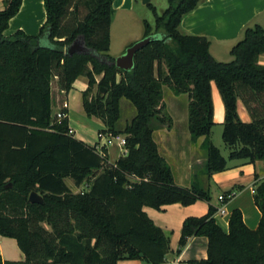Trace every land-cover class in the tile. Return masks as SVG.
I'll use <instances>...</instances> for the list:
<instances>
[{
	"label": "trees",
	"instance_id": "obj_1",
	"mask_svg": "<svg viewBox=\"0 0 264 264\" xmlns=\"http://www.w3.org/2000/svg\"><path fill=\"white\" fill-rule=\"evenodd\" d=\"M204 1L168 0L169 8L162 15L149 4L156 25L144 23L145 38L154 40L137 53L135 67L123 71L109 54L114 0H44L47 22L39 35L18 31L11 37L5 32L23 0H4L0 12V236L16 240L26 260L0 257V264L165 263L168 238L144 208L211 203L212 196L197 185L178 186L160 154L154 133L168 121L164 88L189 97L191 139L196 144L205 138L204 172L209 177L228 170L232 161H264V66L259 64L264 56V29H247L231 51L234 60L218 62L207 38L179 30L183 18ZM78 39L91 53L69 56L67 48ZM101 75L97 97L90 101L88 92ZM82 76L90 80L83 95L84 110L106 125L100 138H126L127 154L115 164L110 163L105 146L89 147L75 138L67 108L61 109V118L53 116L54 79L69 92ZM213 83L226 110L222 138L227 158L212 142ZM123 99L135 106L136 116L119 129ZM239 101L246 106L251 123L240 119ZM67 178L77 188L88 185V190L74 193ZM257 179L254 198L262 218L256 230L248 228L242 212L235 210L226 234L215 219L218 208L211 205L208 215L185 221L178 253L192 238L206 237L209 251L203 264H264V179ZM33 192L43 197V205L29 202Z\"/></svg>",
	"mask_w": 264,
	"mask_h": 264
},
{
	"label": "crops",
	"instance_id": "obj_2",
	"mask_svg": "<svg viewBox=\"0 0 264 264\" xmlns=\"http://www.w3.org/2000/svg\"><path fill=\"white\" fill-rule=\"evenodd\" d=\"M132 1L114 0L115 15ZM3 10L4 0H0V12ZM46 22L47 13L44 0H23L21 10L11 20L5 36L11 37L18 31H23L29 36H38ZM112 26L111 37L113 35ZM256 26L264 29V0H206L183 18L179 30L183 35L207 38L210 41L211 55L218 62L227 63L234 60L231 51L242 41L246 30ZM259 64L264 66V56L260 57ZM100 78L102 79L103 75ZM88 83L86 77H79L73 89L67 92L61 90L58 83L53 82V116H56L66 105L70 130L75 138L89 147L105 146L108 149L110 163L115 164L122 155L127 154L126 148L122 149L114 136L108 137H113L116 142L105 145V139L100 138V132L106 129L105 123L96 117L87 116L83 107V93ZM212 93L215 121L213 129L217 126L222 127L223 134L226 110L215 83L212 84ZM164 103L168 121L154 133L160 154L170 165L178 186L190 189L197 185L209 190L212 202L198 201L188 206L176 203L166 205L161 210L145 207L144 212L157 227L164 231L168 238L170 252L164 264H203L208 259L209 251V239L206 237L192 238L188 246L178 253L185 221L189 218H202L208 215L211 205L218 209L221 208L223 204L219 197L232 194L234 198L227 203L225 214L215 216L217 224L228 234L233 212L240 210L246 226L256 230L261 222L262 214L256 206L254 197L258 183L257 177L264 179V161L255 163L232 161L228 170L209 177L204 172L206 158L202 145L205 138H201L196 144L191 139L189 97L187 95L177 96L169 88H164ZM238 113L244 123H251L250 114L242 101L238 102ZM130 122L118 128L124 129ZM119 137L125 138L123 135ZM111 146H116L120 154L115 155ZM228 156L229 151L224 157ZM68 187L75 193V190H79L76 186L75 189L70 185ZM0 257L3 261L24 262L26 260L16 240L1 236ZM118 264L147 263L141 260H121Z\"/></svg>",
	"mask_w": 264,
	"mask_h": 264
},
{
	"label": "rangeland",
	"instance_id": "obj_3",
	"mask_svg": "<svg viewBox=\"0 0 264 264\" xmlns=\"http://www.w3.org/2000/svg\"><path fill=\"white\" fill-rule=\"evenodd\" d=\"M152 6L156 8L159 15H162L163 11L169 8L168 0H150ZM145 4L143 0H133L127 7L121 12H118L114 16V23L112 26L113 35L111 37L110 56L117 60L120 56L124 55L127 49L133 44L145 39L144 23L148 22L152 27L156 25V16L154 9ZM87 78V77H86ZM88 87L84 91L87 92L90 88V80ZM100 76H96V83L92 86L88 92V99L90 101L95 100L99 91ZM54 83H58V79H54ZM83 93V95H84ZM84 98V96H83ZM136 116L135 106L128 100L123 99L121 101V119L118 123V127H122L127 122H130ZM115 141V140H113ZM116 142V141H115ZM212 142L221 151L223 156H227L228 150L225 148V143L222 138V127H216L212 131ZM115 155H119V149L116 146H111ZM114 158V157H113ZM66 183L72 188H76L73 182L67 178ZM88 190V185H83L79 190H75L76 193L85 192ZM75 193V192H74ZM45 228L51 230L50 226L44 224Z\"/></svg>",
	"mask_w": 264,
	"mask_h": 264
},
{
	"label": "water",
	"instance_id": "obj_4",
	"mask_svg": "<svg viewBox=\"0 0 264 264\" xmlns=\"http://www.w3.org/2000/svg\"><path fill=\"white\" fill-rule=\"evenodd\" d=\"M145 4H149L150 0H143ZM154 40L153 37H147L132 46H130L124 55L120 56L116 60V66L123 71H130L135 67V58L139 51L147 47L152 41ZM66 53L69 56H73L75 54H89L91 51L85 46L83 39H78L75 41L70 47L67 48ZM101 92L103 94L107 93V90L101 88ZM11 186V185H10ZM9 186V187H10ZM29 202L32 204L43 205L44 199L41 195L37 192H33L29 197Z\"/></svg>",
	"mask_w": 264,
	"mask_h": 264
},
{
	"label": "built area",
	"instance_id": "obj_5",
	"mask_svg": "<svg viewBox=\"0 0 264 264\" xmlns=\"http://www.w3.org/2000/svg\"><path fill=\"white\" fill-rule=\"evenodd\" d=\"M63 108H67L66 105H64ZM58 116L61 118L62 117V114L59 112L58 113ZM101 139H105V145H111L113 144V140L114 138L113 137H108V136H104V137H101ZM115 139L119 142V146L122 148V149H125L126 148V145H127V142H126V138H122V137H115ZM234 198V195L232 194H228V195H221L219 197V200L220 202H222V207L218 209V212L216 215H223L225 214V211H226V205L227 203L232 200Z\"/></svg>",
	"mask_w": 264,
	"mask_h": 264
}]
</instances>
